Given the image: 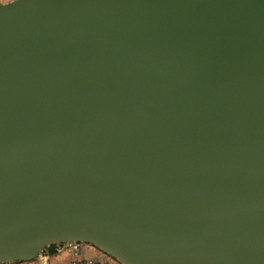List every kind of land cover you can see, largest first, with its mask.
<instances>
[{"label": "water", "instance_id": "95a60500", "mask_svg": "<svg viewBox=\"0 0 264 264\" xmlns=\"http://www.w3.org/2000/svg\"><path fill=\"white\" fill-rule=\"evenodd\" d=\"M264 264V0L0 3V264Z\"/></svg>", "mask_w": 264, "mask_h": 264}, {"label": "built area", "instance_id": "2783aa9c", "mask_svg": "<svg viewBox=\"0 0 264 264\" xmlns=\"http://www.w3.org/2000/svg\"><path fill=\"white\" fill-rule=\"evenodd\" d=\"M12 0H5L9 2ZM4 2V3H5ZM92 248L88 244L73 242L68 244L56 245L54 251L58 255H68L70 261L64 264H121L111 255L99 250L97 254H92L88 249ZM6 264H56L52 260V254L45 250L35 260L32 261H15Z\"/></svg>", "mask_w": 264, "mask_h": 264}, {"label": "crops", "instance_id": "0c3cea01", "mask_svg": "<svg viewBox=\"0 0 264 264\" xmlns=\"http://www.w3.org/2000/svg\"><path fill=\"white\" fill-rule=\"evenodd\" d=\"M92 254H97V250L93 249V248H89L88 249ZM49 253L52 254V260L54 263L56 264H64V263H68L70 261V257L68 255H58L55 253L54 250H50Z\"/></svg>", "mask_w": 264, "mask_h": 264}, {"label": "trees", "instance_id": "16d2710c", "mask_svg": "<svg viewBox=\"0 0 264 264\" xmlns=\"http://www.w3.org/2000/svg\"><path fill=\"white\" fill-rule=\"evenodd\" d=\"M55 247H56V245H54V246H51V247L47 248L46 250H47V251L54 250V249H55Z\"/></svg>", "mask_w": 264, "mask_h": 264}, {"label": "rangeland", "instance_id": "374dc122", "mask_svg": "<svg viewBox=\"0 0 264 264\" xmlns=\"http://www.w3.org/2000/svg\"><path fill=\"white\" fill-rule=\"evenodd\" d=\"M88 246H91L93 249L97 250V253L99 252V249L97 247H94L92 245H88Z\"/></svg>", "mask_w": 264, "mask_h": 264}, {"label": "snow or ice", "instance_id": "6c2138e0", "mask_svg": "<svg viewBox=\"0 0 264 264\" xmlns=\"http://www.w3.org/2000/svg\"><path fill=\"white\" fill-rule=\"evenodd\" d=\"M5 2V0H0V3H4Z\"/></svg>", "mask_w": 264, "mask_h": 264}]
</instances>
